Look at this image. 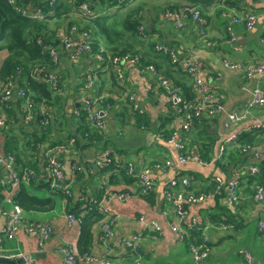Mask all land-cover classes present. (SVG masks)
I'll return each instance as SVG.
<instances>
[{"label": "crops", "instance_id": "crops-1", "mask_svg": "<svg viewBox=\"0 0 264 264\" xmlns=\"http://www.w3.org/2000/svg\"><path fill=\"white\" fill-rule=\"evenodd\" d=\"M147 1H153L144 5L141 11L145 29L152 32H149L147 38L151 37L156 42L175 45L182 55L198 60L210 79L215 100L221 101L226 110L242 108L251 97L255 85L264 89V74L254 73L247 78L242 71L231 70L223 65L225 59L243 63L264 61V27L262 26L264 0ZM68 3L71 4V0ZM188 3L199 8L203 23L188 21L184 26L177 27L172 20L162 18L161 7L180 8ZM116 7L118 5L114 8ZM245 12L257 14L255 24L247 30L243 20L233 22L230 24L232 34L230 35L227 28L229 14L242 15ZM201 27L206 30L205 36L200 33ZM57 33L55 42L58 44ZM206 38L214 44L207 45ZM58 52L60 60L56 70L62 79L63 112L65 118H71L68 128L73 131L77 128V124H73L75 118L72 115L74 107L79 105L78 88L81 84L82 71L94 65L95 58L91 53H83L79 58H75L71 51L60 46ZM7 54L6 50L0 52V62ZM94 67L99 73L94 92H98L102 80L108 83V86L101 90L102 94L106 93L104 91L117 94L121 88L109 86L111 83L109 67L105 63L95 64ZM181 72L186 80H190L183 69ZM124 73L128 87L136 91L145 113L144 111L138 113L141 116L137 117V112L132 111L122 95L119 93L115 95L114 110L110 109L104 115L103 131H97L90 124L93 130L101 134V143H105L106 146L89 145L81 138L79 144H75L71 151L61 154L64 174L70 184L69 194L52 191L44 185V183L48 184L45 178V175L47 177L45 148L37 145L36 154L28 149L20 151L24 164L21 162L19 167L29 166L27 163L30 160L39 167L38 177L33 184H29L28 192L41 197H53L55 206L46 211L23 210L22 225L12 238L3 240L0 255L12 259L30 255L32 258L26 260L29 264H67L58 248L60 245L71 244L77 250L76 264H132L135 261L138 262L137 264H194L186 239H180L178 233L171 229L176 220L175 213L168 204L163 187L177 173L191 177L193 184L189 189L203 191L211 186L212 176L221 173L227 177L236 176L239 196L237 204L230 205L225 202L223 196L217 195L205 202L184 203L182 206L186 212V224H189L192 218L208 221L211 216L228 221L224 222L228 226L226 229L219 227V223L223 222L212 221L213 226H210L207 232L211 249L200 264H258L259 261H264V233L257 230L258 220L264 218V199L261 201L254 199L256 180L250 178L253 175L249 170L252 164L257 165L264 159V136L256 134L252 143H246L250 148L244 154L238 141L229 142L222 158L216 163L201 165L192 161L181 167L177 165V150L167 142V136L164 137L159 129L168 128L183 133L182 117L171 114L173 109L170 98L157 87L155 78L140 71L132 63L125 65ZM14 97L15 95L12 98ZM14 106L15 104H13L14 112L18 113ZM141 117L147 120V126L143 119L141 121L137 119ZM201 117L208 119L204 138L201 141L207 143L208 139L213 140L212 150L208 154L203 148L204 159L209 160L229 134L236 133L237 138L240 139L242 135L255 132L248 130V127L258 121L264 122V104L253 106L246 120L230 127L225 126V111L215 115L204 113ZM58 123L56 128L66 134ZM0 132L7 131L0 130ZM60 132L54 129L55 135H59ZM80 133L79 131L77 136H80ZM82 134L84 136L85 132ZM191 136L190 134L185 136L186 143ZM196 145L192 146L196 147ZM104 148L112 149L125 161L132 162L137 167L157 161L165 163L166 166L157 169L154 173L153 188L147 193H142L130 177L123 178L118 174L120 168L109 166L102 171L96 167L100 149ZM255 151L260 152V158L253 157ZM233 152L234 156H230ZM4 173L5 169L0 165V178ZM5 185L0 183V228L7 219L2 211L11 208L14 203L13 197L19 187ZM122 190H130L133 194L123 198L110 197L111 192ZM90 199L102 202L103 206L109 209L114 221L113 235L103 236L102 214L95 207L100 216L91 224L90 239L84 248L82 240L80 241L82 230L80 221L71 224L66 215L71 212L76 213L79 219L86 217L90 209L86 210L84 205H88ZM140 216L144 217V222L139 220ZM152 220L158 223L157 230L148 226ZM31 221L50 223L53 226L52 234L47 239L40 240L38 232H27L24 230V224ZM199 233L196 231L191 236L197 243L201 242ZM133 235L138 239L135 248L123 246L121 239ZM243 252L251 255V263L244 258ZM84 253L92 258L85 260Z\"/></svg>", "mask_w": 264, "mask_h": 264}, {"label": "built area", "instance_id": "built-area-1", "mask_svg": "<svg viewBox=\"0 0 264 264\" xmlns=\"http://www.w3.org/2000/svg\"><path fill=\"white\" fill-rule=\"evenodd\" d=\"M121 2L122 0H118ZM7 2L14 6L15 10L22 15L32 17H42L43 12L40 8H31L21 0H7ZM83 13L94 16V10L90 8V0H72ZM162 18L172 20L177 27L184 26L188 21L203 23L204 20L201 16L200 10L196 5L191 3L184 4L180 8L167 9L161 15ZM244 21L247 30H250L257 20V14L253 12H245L242 15L229 14V20L227 28L231 31L230 24L233 22ZM264 27V22L262 23ZM138 36L142 39L147 38L148 34L143 24L137 26ZM200 33L205 36L206 30L201 27ZM230 35L231 32H230ZM59 38L56 45H43L42 51H46L53 61H59V46L65 50H69L72 56L79 58L85 52H91V40L89 33L85 30H79L77 27H70L68 30L61 29L57 33ZM233 39V37H232ZM40 44V38H37ZM207 45H211L212 42L208 38L205 39ZM154 50L167 55L171 63L179 65L181 69L188 75L192 83V99H186L179 87L174 82L159 73L157 68L153 64L141 63L140 57L137 54L126 53L124 55H110L105 57L101 51L98 53H91L95 58V63L92 66L86 67L82 71L81 84L78 88L79 105L74 107L73 114L77 117L81 115V111L85 113L86 119L90 122L93 128L97 131H103L104 129V115L110 110V103L106 101L105 94H96L95 84L98 80V71L95 69V64L105 63L108 67L112 66L115 71L116 79L124 92L122 97L127 101L132 111L142 113L143 108L138 100V96L135 90L128 87L127 80L125 78V65L132 63L136 65L140 71L148 73L150 76L156 79V85L159 89H162L170 98L172 109L174 113L182 116V129L183 133H179L177 130H173L167 136V142L171 144L177 150V165L181 167L192 161L201 165H210L220 160L227 148V143H237L238 138L236 133L229 134L225 141L222 142L216 151L213 152L212 157L209 160L204 159L202 151L199 147L190 148L185 136L191 130L192 125L196 119H199L202 114L215 115L225 111L226 118L224 120L225 126L230 127L235 123L246 120L251 108L256 105L264 104V90L260 86H255L252 89L251 97L247 100L243 107L238 110L228 109L226 110L223 103L219 100H215L212 87L210 86V79L205 74V70L198 60H194L188 56L179 53L175 45L166 44L161 42L154 43ZM223 65L231 70L237 69L242 71L247 78H250L252 74H264V61L243 63L239 61H233L225 59ZM31 77L37 81H45L49 83L50 88L59 94L63 93L61 87H58V79L52 74V70L44 65H39L34 70H31ZM26 82V80L24 81ZM18 78L8 77L5 82L0 80V127H4L8 118L4 112V108L9 107L6 104L12 97L19 98L20 107L23 111L22 118L25 122H32L35 115L41 116L38 123L40 127H43L48 123V117L52 116L55 112V108L52 105H46L44 102H34L28 94V91L19 86ZM62 82L59 80V84ZM248 130H254L259 132L261 136H264V122H255L248 127ZM86 138L89 133L85 132ZM98 140L92 139V143L96 144ZM40 146L39 144H37ZM97 145V144H96ZM250 148L249 145H242L241 149L246 152ZM69 151V148L65 144H55L50 147H46L45 160L47 168L46 181L52 190L62 191L65 194L70 192V184L66 180L64 170L61 162V154ZM100 157L96 160V167L103 170L109 166L114 168L125 167V173L130 177L133 182L139 187L142 193H147L155 185L154 173L157 169H163L166 164L157 161L153 164H145L137 167L132 162L125 161L121 155L116 153L110 148L100 149ZM253 157L255 159L260 158V152L255 151ZM0 165L4 167V176L0 178L1 184H8L10 187H17L22 183H29L34 175V169L32 167H19L14 153L2 151L0 143ZM250 172L257 173L258 166L252 164L249 167ZM211 186L203 191H194L189 189L193 184V180L188 175L175 174L171 177L166 185L163 187L165 197L168 204L175 213V223L171 226L174 232H177L179 238L186 239V244L191 252V257L194 264H200L202 259L208 254L211 249L210 239L208 236V228L213 226L210 221H198L192 218L189 224L185 223L186 212L183 209L184 203H200L213 199L217 195H222L226 203L235 205L239 202L238 196V180L236 176L227 177L221 173H215L211 178ZM133 194L130 190H122L118 192H111L110 197L123 198ZM254 199L261 201L264 199V186L261 184L256 185ZM101 212V230L104 237L113 235V217L111 216L109 209L103 206L102 202H96L92 199L89 200L88 205H84L86 210L91 209V205ZM23 208L18 203H13L10 209L3 210L2 213L7 217L6 223L0 228V246L4 239H10L14 236L16 230L23 223ZM166 211H164L165 213ZM67 220L69 223H76L80 221L79 217L71 212H68ZM143 216L139 217L141 222ZM220 228H227L224 223H219ZM152 229H158L159 225L156 221L152 220L150 225ZM24 230L27 232H38L40 240L47 239L53 232V226L50 223L31 221L24 224ZM257 230L264 233V218L259 219L257 222ZM199 231L201 242L197 243L191 238L192 234ZM122 245L129 248H135L138 239L136 237H124L121 239ZM58 251L62 254L64 261L67 264H76V248L71 244L60 245ZM244 258L247 262L251 263V255L248 252H243ZM85 260H90L92 257L87 253H84ZM96 259V258H95ZM135 261L132 264H137ZM24 264H29L27 261ZM258 264H264V261H259Z\"/></svg>", "mask_w": 264, "mask_h": 264}, {"label": "trees", "instance_id": "trees-1", "mask_svg": "<svg viewBox=\"0 0 264 264\" xmlns=\"http://www.w3.org/2000/svg\"><path fill=\"white\" fill-rule=\"evenodd\" d=\"M21 1L30 7L34 5L31 8H40L43 12V16L40 18L22 15L15 10L14 6L9 4L7 0H0V52L6 50L8 53L0 62V80L5 82L8 77H17L19 86L28 91V94L34 102H44L46 105H52L55 108V112L52 116L48 117V123L40 128L41 132H38L37 130L34 131L33 138L26 142L25 146H29V151H33L36 154L37 144H41L40 146L44 149L60 143L67 145L71 151L75 144H79L81 138L85 139L89 145H96L92 143V139L96 138L99 142L97 146H106L105 143H101V134L96 130H93L83 111H81L79 117L74 114L72 115V117L75 118L73 124H77V128L73 131L68 128V123H70L71 118L64 117L62 95L50 88L49 83L45 81H37L31 77V70H34L39 65L47 66L52 70V74L55 78L58 79L57 86L62 88V84H59V80L62 81V79L60 78L59 72L56 70L59 61H53L46 51H42L43 45L57 44L55 42L56 33L60 29L68 30L70 27L74 26L79 30H85L89 33L91 52H85L87 54L98 53L102 50L101 53L105 57L109 56V54L124 55L126 53H131L139 55L141 63L153 64L163 76L170 78L174 84L179 87L182 95L186 99L190 100L193 98L191 80H186L182 76L181 67L171 63L167 55L165 56L162 53L155 51L154 43L156 41L151 37L142 39L138 36L137 26L144 24L142 22L143 16L141 14L145 4L143 0H122L119 4L117 3L119 2L118 0H109L110 2L107 1V5L105 4V0H98L100 1L99 4H97V0H90V8L94 10L96 16H89L83 13L74 3L67 4L66 0ZM116 5H118V7L114 8ZM167 9L175 8L164 6L161 7L160 10L161 12H164ZM146 30L148 33H152L151 30ZM37 38H40V44H38L39 42L37 41ZM160 68L162 69L160 70ZM109 69L111 70V83L109 86L117 87L118 89L121 88L118 93L122 95L124 90L116 79L115 71L112 66H109ZM25 80L26 82H24ZM106 86H108V83L100 80V86L98 87L99 89L96 94H102L103 92L101 90ZM104 92H106V101L111 104L110 109L114 110V97L115 95H118V93L114 94L111 91ZM20 102L22 101L19 98L14 97L6 103L9 107L4 108V112L8 120L4 127H0V130L6 131L9 125L16 124L22 126L25 122L21 116L22 110L19 109ZM13 104H15L14 107L17 108L18 113L14 112ZM143 111L145 113L144 109ZM176 113L177 112L174 113V110L171 111V114L175 115ZM179 113L180 114L176 115L182 117L181 114H183V112ZM136 114L138 115L137 117L141 116L138 113ZM201 116L198 120L196 119L194 121L191 130L188 132V134L192 136L187 145L190 147L193 144H197L196 146L202 150L204 157L203 148L205 149L206 154H208L212 150L213 140L211 141L208 139L207 143L201 141V139L204 138V131L208 124V119ZM40 118L41 116L35 115L32 122L25 123L39 125L38 121ZM137 119L140 121L143 119L147 126V120L145 118L141 117ZM57 123L65 130L66 134L61 133L60 130L56 128ZM54 129L59 131L60 134L55 135ZM159 130L164 137L168 136L169 133L173 131V129L168 128H160ZM79 131L81 132L80 136H77ZM82 132H88L89 136L86 138L83 136ZM256 134L259 135V132L255 131L249 133V135L245 134L240 136V139H238V143L240 144L239 147L242 146L241 144L246 145V143H252ZM1 147L4 153L8 151L14 153L18 165L22 162L21 153L16 146L15 141L6 138L4 139L3 146L1 144ZM233 154L234 153H231L230 156H234ZM242 154H244V152H242ZM22 164H24V162H22ZM27 164H29L28 167L34 169L35 175L30 183H22L19 185L17 193L13 197L14 202L18 203L24 210L46 211L53 209L55 206V199L53 197H41L28 192L27 187L29 184H33L35 178L37 179L38 177L37 169H39V167L31 160ZM257 166L258 172L252 173L253 176L250 178L255 179L256 184L264 186V159L260 160V162L257 163ZM118 171V174H120L121 177L124 178L127 176L126 173H124L125 167L120 168ZM44 185L51 189L49 183H44ZM5 186L9 185L6 184ZM221 196H223V194ZM88 211V215L80 219V226L82 228L80 241L82 240L84 248L88 245L90 239L89 230L91 224L100 216V214L97 213L95 206H92ZM215 217L216 216H211V219L208 221H210V223H213L212 221H215V223H218L219 221L223 223L228 222L219 219V217Z\"/></svg>", "mask_w": 264, "mask_h": 264}, {"label": "rangeland", "instance_id": "rangeland-1", "mask_svg": "<svg viewBox=\"0 0 264 264\" xmlns=\"http://www.w3.org/2000/svg\"><path fill=\"white\" fill-rule=\"evenodd\" d=\"M70 0H66V3L68 4ZM107 1L109 0H105V4L107 5ZM145 2L144 5H147L153 1H147V0H143ZM97 4L100 3V1L97 0ZM110 2V1H109ZM156 2V1H154ZM71 4H72V1H71ZM144 7V6H143ZM164 12H162L161 14H163ZM175 24V23H174ZM147 34L148 31H146ZM210 41V40H209ZM212 42V41H211ZM212 44H214V42H212ZM255 86H258V85H255ZM254 86V87H255ZM253 87V88H254ZM262 88V87H261ZM263 89V88H262ZM264 90V89H263ZM21 109V107H19ZM22 110V109H21ZM23 113V111H22ZM22 116V114H21ZM12 119V118H11ZM32 123H23L22 126H18V125H9L6 129L7 132H0V143L2 144L3 146V142H4V139L6 138H10V137H13V139H11L12 141H15L16 142V146L18 147V149L20 151H26L27 149H30L29 146H25L26 142L28 140H31L33 137V133L34 131H38V132H41L40 131V125L36 124V125H31ZM99 142H97L96 144H98ZM234 153V152H233ZM253 184V183H252ZM255 185L256 182L254 183Z\"/></svg>", "mask_w": 264, "mask_h": 264}, {"label": "water", "instance_id": "water-1", "mask_svg": "<svg viewBox=\"0 0 264 264\" xmlns=\"http://www.w3.org/2000/svg\"><path fill=\"white\" fill-rule=\"evenodd\" d=\"M32 258L30 255H24L21 257H17L15 259H12L8 256L0 255V263L2 264H24L26 260H29Z\"/></svg>", "mask_w": 264, "mask_h": 264}]
</instances>
